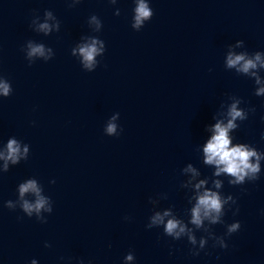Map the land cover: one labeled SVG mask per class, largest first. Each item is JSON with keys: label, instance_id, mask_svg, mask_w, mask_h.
Listing matches in <instances>:
<instances>
[{"label": "clouds", "instance_id": "1", "mask_svg": "<svg viewBox=\"0 0 264 264\" xmlns=\"http://www.w3.org/2000/svg\"><path fill=\"white\" fill-rule=\"evenodd\" d=\"M82 0H70V6H75L81 3ZM112 5L117 4L118 0H108ZM133 16L131 27L139 31L146 22L150 21L154 15L153 9L150 7L149 0H135V7L133 8ZM47 19H55L57 23L50 25L49 23L39 24V30L45 34L51 33L53 30H60V21L57 17L53 16L51 11L45 13ZM115 15H120V10L116 9ZM89 25H95L93 31L99 33L102 30V21L97 15L93 14L88 19ZM88 42L80 44L77 48L72 50V55H79L81 58V64L83 69L87 72H93L96 70L100 61L97 57H103L106 46L105 42L98 36L87 37ZM244 45L243 40H238L236 43L237 48ZM24 51V49H21ZM47 52L51 55H46V48L43 44H35L32 41L27 42V50L25 52V58L31 66L36 57H43L44 61L51 60L54 56L53 49L48 48ZM226 69H234L236 73L243 74L254 81L255 90L254 95L257 97H264V79L260 75L261 70H264V52L256 51L249 54L247 51L235 52L229 50L226 56L225 62ZM13 88L8 79L0 75V98H7L12 95ZM243 103L239 97L232 98V101L227 106L225 119L218 120L212 126V136L203 147L204 163L207 165L215 166V176L226 174L231 179L228 180V184L231 186L243 185L246 182L256 181L261 173V160H264V152L259 151L256 147L247 143L233 144V140L230 137V131L236 130L239 127V122H243L248 119L250 112H255V108H242L240 105ZM119 120V113H115L108 120L104 133L107 136L118 137L123 131L120 128L117 121ZM226 120V122H225ZM264 139V134H262ZM30 148L27 144L15 137L8 139L6 148L0 151V160L4 161L3 172L9 171V165H17L21 161H26L29 157ZM186 172H191L193 177L199 175L196 169L190 164ZM55 183V181H51ZM206 180L201 179L198 183L194 184V188L197 190L194 206L191 207L190 224L194 225L196 229H202L206 234L202 236L199 241V250L191 247L190 252L194 256H198L202 250L205 249V245L208 242V238L218 239L221 248H227L228 244L225 242L224 237H216L210 227L205 225V221L208 225L223 224L222 219L225 216L226 209L231 210V206L236 204L235 198L229 194L222 196L218 191L212 190V188H205ZM213 187L220 189L222 182L220 180L213 181ZM203 189V191H200ZM18 207L17 202L8 200L5 203V207L9 210H15L19 208L24 215L29 218L35 217L40 223H47V218L43 213L51 214L53 212V202L49 196L42 195V189L38 185L37 180L27 179L25 182L20 183L18 186ZM31 195L34 199H27L26 196ZM150 203L155 204L156 201L150 198ZM237 208L233 215L238 213ZM167 218V219H166ZM22 219V217H18ZM129 219V217H125ZM163 228V232L166 236L171 237L173 240H181L186 237L188 243L192 246L197 244V237L193 234V229L182 220L173 215L171 208L164 211H153V214L149 217L146 225L147 229ZM241 228L239 221H235L227 225L226 236L238 232ZM46 247L50 245L46 244ZM215 247V245H213ZM135 259L134 254L130 251L124 257V264ZM31 264H36L35 260L31 261ZM83 264V261H80Z\"/></svg>", "mask_w": 264, "mask_h": 264}]
</instances>
